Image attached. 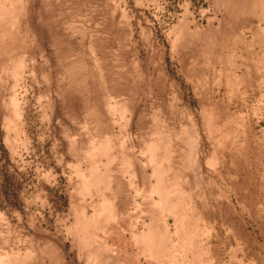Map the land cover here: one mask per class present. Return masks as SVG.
Masks as SVG:
<instances>
[{
  "label": "rangeland",
  "instance_id": "rangeland-1",
  "mask_svg": "<svg viewBox=\"0 0 264 264\" xmlns=\"http://www.w3.org/2000/svg\"><path fill=\"white\" fill-rule=\"evenodd\" d=\"M0 264H264V0H0Z\"/></svg>",
  "mask_w": 264,
  "mask_h": 264
}]
</instances>
